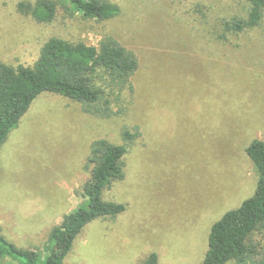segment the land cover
<instances>
[{"label":"rangeland","instance_id":"obj_1","mask_svg":"<svg viewBox=\"0 0 264 264\" xmlns=\"http://www.w3.org/2000/svg\"><path fill=\"white\" fill-rule=\"evenodd\" d=\"M21 1L33 0H0V63L32 66L51 37L97 46L111 36L139 67L109 118L53 94L33 102L0 148V234L45 255L51 229L83 201L91 143L122 145L137 129L124 179L102 196L124 213L88 224L64 264H141L151 253L201 264L211 226L257 186L245 149L264 142V18L236 36L225 24L246 16L245 0H108L120 9L111 20L59 9L41 24L17 11Z\"/></svg>","mask_w":264,"mask_h":264},{"label":"trees","instance_id":"obj_2","mask_svg":"<svg viewBox=\"0 0 264 264\" xmlns=\"http://www.w3.org/2000/svg\"><path fill=\"white\" fill-rule=\"evenodd\" d=\"M245 1L246 16L225 24L226 31L236 36L258 29L264 18V0ZM59 9L69 16L96 21H108L120 13L119 7L108 0H33L17 4L20 14L41 24L53 22ZM138 67L137 56L111 36L101 38L97 46L51 37L32 66L0 63V148L43 94L78 103L89 115L111 117L113 105L124 94L133 93L131 78ZM138 135L137 129L133 133L123 131L122 145L103 139L93 141L84 166L90 177L82 188L83 201L51 229L45 255L19 248L0 234V264L4 259L11 264H64L88 224L123 214L125 205L104 201L102 196L124 179L126 143ZM245 152L259 175L254 194L211 226L201 264H263L260 242L254 241L253 235L258 234L264 242V142L253 140ZM141 264H158L156 253Z\"/></svg>","mask_w":264,"mask_h":264}]
</instances>
